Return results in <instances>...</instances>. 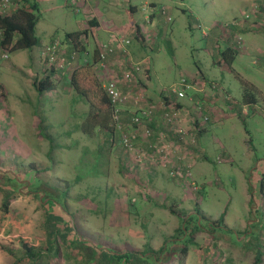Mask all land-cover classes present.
Wrapping results in <instances>:
<instances>
[{
	"label": "rangeland",
	"instance_id": "374dc122",
	"mask_svg": "<svg viewBox=\"0 0 264 264\" xmlns=\"http://www.w3.org/2000/svg\"><path fill=\"white\" fill-rule=\"evenodd\" d=\"M28 1H40V37L43 30L63 37L68 25L74 30L77 20L84 22L66 0ZM133 1L139 5L143 0ZM175 1L167 38L159 51L145 54L150 85L161 101V93L183 77L203 76L215 90L210 98L223 116L216 119L209 102L194 95L195 89L188 90L193 105L177 120L187 133L184 141L160 136L148 140L147 149L148 143L158 147L155 155L135 144L142 153L140 163L118 139L106 144L102 133H83L89 106L69 87V73L52 74L56 90L36 91L34 82L43 75L36 67L37 48L17 51L8 60L0 57V173L16 175L20 182L7 210L0 191V246L14 254L0 249V264H34L23 257L19 241L46 249L49 213L71 220L85 240L118 251H159L166 246L169 256L187 244L186 256L163 264H254L256 249L264 258V0ZM235 17L241 39L229 70L214 64L213 50L201 31L214 24L224 28ZM88 44L95 45L92 35ZM144 79L139 76V83L125 94L157 105ZM213 83L218 85L213 88ZM246 89L255 104H242ZM130 98L125 107L132 104ZM198 101L207 121L198 117ZM155 129L164 135L167 127ZM127 130L142 135L144 127ZM175 166L188 170L189 176L173 178ZM0 186L10 189L2 177ZM61 192H66L64 198ZM195 224L201 229L192 234ZM58 228H63L61 223ZM60 249L61 256L43 257L35 264H83L77 250L62 244Z\"/></svg>",
	"mask_w": 264,
	"mask_h": 264
},
{
	"label": "trees",
	"instance_id": "16d2710c",
	"mask_svg": "<svg viewBox=\"0 0 264 264\" xmlns=\"http://www.w3.org/2000/svg\"><path fill=\"white\" fill-rule=\"evenodd\" d=\"M15 2L16 7L12 9L11 11H8L5 15H0V32H1V39H0V54L1 52H8L9 56L12 53H15L17 51H24V50H31L35 46L38 45V38L36 36V25L38 21L40 20V8L38 6V3L36 1H28V0H13ZM68 1V0H66ZM148 9H154L156 8L155 12H159L161 17L164 18L165 23L169 25L172 22V18L170 15H168V11L165 7L162 6H151L146 5ZM141 9L144 10L143 7ZM147 9V10H148ZM163 10L166 12V14H162ZM167 17H170L168 20ZM241 25L236 24V18H234L231 22L228 23V25L224 28H227V31L230 33V31H235L236 34L231 35L229 37V40L227 39L225 41V47L219 49H216L215 58H219L217 61L220 65H225L229 70H232V63L236 58L237 54V44L238 40L241 39L240 37H237L241 33L240 29ZM85 32H74V33H68L64 36V38L71 44L73 52H76L75 54H72L71 56L75 55L74 64L70 66L69 68L64 69H57L55 66L48 67L50 70V74L45 76L43 79L35 81L34 86L36 91L39 93L46 92V91H53L54 85L51 80V76L55 71L62 72L63 70H68V85L69 87L78 94L81 98H83L88 106H89V112L85 118L84 124L82 125V131L85 135L89 136V134H98L102 133L105 138L106 144H113L115 142L114 138L119 140L121 134L123 132H127V127L129 130H135L134 126H131L128 124V121H130V116L132 115V110L127 109L123 110L119 114V121L122 125L121 129L117 128V123L113 120V105L111 104V99L104 88V80L99 79L98 76L95 73V64L99 63V51L97 48H95L93 53V61L91 63L85 64H77V58L78 54L83 53L85 51L86 43H85ZM138 31L136 30L135 36L137 37ZM227 37V36H226ZM227 42V43H226ZM52 43V42H51ZM61 44V42H60ZM131 44V40L129 39V46ZM63 57H65L66 62L72 61L71 56L66 57L63 53L61 54ZM128 55V54H124ZM9 59V58H8ZM7 59V60H8ZM41 61L45 62L44 59L41 57ZM73 62V61H72ZM125 63V61H124ZM138 64L141 67V70L138 71V73H134L133 68L131 71H133L134 83H129L130 86L132 84L139 83V75L143 74L144 71L142 68L145 67V63L139 61L138 63L132 62L128 60L126 66L124 65L123 70H129L130 64ZM46 64V62H45ZM121 69V73L122 70ZM52 70V72H51ZM54 70V71H53ZM148 72V71H147ZM146 72V73H147ZM117 86L120 88L122 93L125 94L126 90L129 88L126 85L123 84L122 81H118ZM141 84L139 85V90ZM126 89V90H125ZM168 89V88H167ZM138 90V91H139ZM166 93H161V101H158V103H164L165 105H168L170 103L169 99L166 97ZM127 93V92H126ZM255 97L251 92H249L247 89L245 90L242 98V104L244 105H253L255 104ZM159 103V104H160ZM130 111V113L128 112ZM156 112H159L158 109L155 110L154 116ZM126 114H128L126 116ZM153 116V117H154ZM161 117V115H160ZM129 118V119H128ZM153 122V118L151 121H148V123ZM151 132H155V124H149L147 126ZM156 136V135H155ZM154 135L152 136L153 139ZM137 138V136H136ZM151 140V139H150ZM109 142V143H108ZM173 169H177L176 167H173ZM182 174L186 173V170L180 169ZM4 178L8 181L10 184V189L7 188L4 189L2 186H0V191L3 190L4 192V200H3V207L4 210H7V206L9 204V199L12 196L13 191L17 190L20 186L19 177L16 175H11L10 173H0V178ZM176 178V177H173ZM178 179H181V177H177ZM33 187V186H31ZM5 190V191H4ZM263 191L262 189V183L259 185V193ZM61 196L63 198L66 195V192H61ZM252 193V192H251ZM64 212L63 208L61 209ZM72 218V217H71ZM71 221V220H70ZM64 222L62 217L59 215L54 214H47L46 220L44 223L45 226V236H46V249H37L34 246H30L27 242L20 240L19 245L21 249L23 250V257L28 259L31 263H37L40 259L43 257H49L52 258L53 256H61V244L71 251L77 250L82 256V262L83 264H163L167 263L168 261H172L175 256L187 255V244L183 245L178 252H172L169 256L167 254L170 252V249L166 246H162L159 251H118L109 247H101L97 243H93L92 241H87L79 235V233L76 231L77 228L75 225H72L71 223ZM59 223L62 224L63 228H58ZM201 228L195 224L194 228L192 229V234L196 231H199ZM75 232L77 236L73 235L72 233ZM179 232H182L180 229ZM187 240V239H184ZM187 242L190 245L194 244V241L189 238ZM0 249L8 254V256L13 257V252L6 247L5 245H1ZM145 252L148 253V255L145 256ZM161 257L159 258V256ZM262 253L259 249H256L255 251V263L259 264L261 261Z\"/></svg>",
	"mask_w": 264,
	"mask_h": 264
},
{
	"label": "crops",
	"instance_id": "0c3cea01",
	"mask_svg": "<svg viewBox=\"0 0 264 264\" xmlns=\"http://www.w3.org/2000/svg\"><path fill=\"white\" fill-rule=\"evenodd\" d=\"M120 1L121 2H119L118 0H108V1L107 0H87L86 3L83 5V9H81V12L79 13H75L72 10V8H70L71 11L75 14V16L81 15V18L84 22L77 20L76 21L77 28L74 30H70L69 25L67 26L68 28L65 27L67 30L65 31V34L63 35V37L58 36L56 33L47 34L45 30L42 31L43 36L40 37L37 31L39 21H40L39 20L36 25V36L39 42H38V45L34 47V48H37L39 51L40 66L38 67V63H36V67L38 68V71H40V74H43L41 75V78L39 80L43 79L45 76L50 74L49 73L50 71L44 69L46 68L47 65L45 64V62L41 61V52L45 46L53 42L55 39L60 40L62 53L66 55V57H69L72 54H75L76 52H73L71 44L64 38V36L68 33L85 32L86 34L84 35V37H85V43L87 45L85 47V51L83 53L78 54V58L76 62L77 64H82V63L87 64V62L91 63L93 61V53H94L95 48H98L99 45L110 44L112 42V37L114 35H118V36L123 37L124 39H128V40L130 39L131 44L129 46H126V49H125L126 53H121L117 51L115 55L108 56L106 61L103 64L96 63L94 67L96 75L98 76L99 79H102V78L111 79V76H112V79L119 80L121 79L120 78L121 69L122 68L125 69L124 65L126 66L128 60L132 62H136V63H138L139 61L144 62L145 67L142 69L144 73L139 76L141 77L142 80L146 76L147 79H144L145 85H147V87L150 88L148 90L150 97H152V100L155 102V104H157L159 99L157 98L158 96L156 97L157 95L156 90L150 85L151 66L148 60L145 59V54L149 51L156 52L160 50L162 43L165 41V39L167 38L169 34V27L165 23L164 18L161 17L160 13L155 12L156 8L143 10L141 9V7L145 8L146 5H151V6L153 5L157 7L162 6L167 9L168 15L171 16L170 13L172 9L175 7L176 1L175 0H162L158 3V2H152L149 0H143L142 2L139 3V5L134 4L133 0H120ZM37 3H38V6L40 7V1ZM67 6L69 7L68 4ZM181 11L187 12L188 10L181 8ZM136 30L138 31L137 37L135 36ZM201 34H202V38L205 41H207L208 47H210L213 50L214 64L220 67L221 65L218 64L217 62L219 58L214 57L215 53L217 52L216 49L217 48L219 49V47L221 46L222 48H224L226 45L225 41L227 39L229 40V37L231 35L236 34V30L235 31L232 30L229 33L227 30H224L222 25L214 24L202 30ZM90 35L94 37L95 45L92 44L89 46L88 38ZM124 54H128V55L126 56ZM55 72L56 74L61 73L62 75L69 73L68 70H63L62 72H59V71H55ZM52 78H54V75L51 76V80H53ZM183 78L186 79L190 84L193 82L191 80L197 81L195 85L191 84L192 88L195 89L194 95L203 99L202 102H206V101L209 102V106H211V109L209 110H211L212 113H215L217 115L216 119H219V118L222 119V116H223L222 109L219 106L214 105L216 100L212 101V97L210 98V96L215 97L214 96L215 90L213 91L210 89V87L208 86L209 81L205 77L198 76L196 74L191 75L188 78H185V77ZM216 85L218 84L213 83V88H215L214 86ZM56 89L57 88L54 87V90ZM222 89L227 94H229L227 90H225L224 88ZM166 97L169 99V101L171 100V98H173V97H170L169 95H167ZM158 104L155 105L159 112H156L155 116L153 117L154 123L150 122V123H147L146 125L155 124V127H157V129L160 130L162 128V125H164V122L160 117L161 110L159 108L161 107H160V104L159 105ZM188 105H193V104L190 101H186V100L178 101L177 108L179 109L180 118H183L185 117V115H187L185 109H187ZM233 108H234L233 110L235 111L236 108L234 106ZM127 115L128 114H126V116ZM128 124H129V121H128ZM157 132L159 131L155 129L154 137H153V139L155 140L157 139V137L155 136V135H158ZM147 141L148 139L144 138L143 134L142 135L139 134L137 135V138L135 139L134 145L137 144V146L142 147V149L140 148L141 150L149 151L147 149ZM143 147L145 149H143ZM153 174H157V173L154 172ZM154 181H155L153 182L154 185L155 184L157 185L158 184L156 182L157 180H154ZM221 241L223 240H220V239L218 240V242H221ZM239 248H242L241 244ZM261 263L264 264V258L261 259L259 264Z\"/></svg>",
	"mask_w": 264,
	"mask_h": 264
},
{
	"label": "built area",
	"instance_id": "2783aa9c",
	"mask_svg": "<svg viewBox=\"0 0 264 264\" xmlns=\"http://www.w3.org/2000/svg\"><path fill=\"white\" fill-rule=\"evenodd\" d=\"M87 0H68V5L75 13L81 12V9H83V5L86 3ZM16 7L15 2L13 0H0V15H5L8 11H11ZM145 10L148 9V7L144 8ZM162 14H166V12L163 10ZM169 20L170 17H167ZM0 39H1V32H0ZM240 40V39H239ZM238 40V43L240 44ZM129 44L128 39H124L121 36L114 35L112 37V42L110 44L106 45H99L98 51H99V64H103L108 56H113L116 54L117 51L121 53H126L125 49L126 46ZM61 50V44L59 39H55L52 43L48 44L43 48L42 55L43 59L46 62V65L48 67L55 66L57 69H64L69 68L72 66L74 62V56H71V60L66 62L65 57L62 55ZM0 57L3 60H7L9 58L8 52H1ZM133 68L134 73H138V71L141 70V67L138 64H130L129 70H123L121 73V79L114 80V79H106V82H104V88L108 92L111 104L113 105V120L118 124L117 128L121 129L122 125L118 123L119 121V114L121 111L127 109L132 110V115L130 116L129 125L136 127H144L143 136L147 138L149 141H152V136L154 135L153 132L150 131V129L146 125L148 121H151V119L154 116L155 110L157 107L155 105H148L142 98H139V96H136L134 98L128 97V93L124 94L120 90V88L117 86L118 81H122L124 85L127 87H130L129 83H134V73L131 71ZM143 69V68H142ZM133 73V74H132ZM192 85L184 78L180 79L179 83H177L176 86H171L167 89V95H169L171 98L170 103L168 105H165L164 103H160L159 108L161 110V119L163 120L165 127L167 129L165 130L164 135L162 133H157L156 137L160 136L159 138L164 139H171L175 142H183L187 133L182 128L178 127L177 121L179 117V109L177 108L178 101L185 100L186 98L191 102V98L189 97L187 91L192 90ZM143 96V95H142ZM129 98L132 100V104L129 107H125L127 102H129ZM195 110L198 114V117L204 121H207V117L204 116L201 112V102H195L194 104ZM129 111V110H128ZM130 113V111H129ZM167 125V126H166ZM136 133L131 134L130 132L126 133L123 132L119 138V143L122 146V148L125 151H132L135 152L136 161L137 163H140L142 161V153L140 150L136 149L134 145V141L136 139ZM155 137V138H156ZM151 139V140H150ZM154 148V150L152 149ZM148 149L153 152L155 155L158 150V147L156 148V145L153 143H148ZM156 151V152H155ZM177 167V166H175ZM172 173L173 177H188V170H186L185 174H182L180 171V168H177Z\"/></svg>",
	"mask_w": 264,
	"mask_h": 264
}]
</instances>
